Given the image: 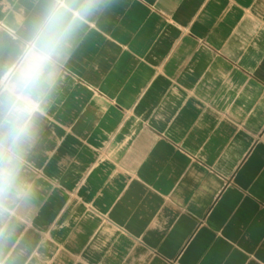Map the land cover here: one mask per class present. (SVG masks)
Returning a JSON list of instances; mask_svg holds the SVG:
<instances>
[{
  "label": "crops",
  "instance_id": "obj_1",
  "mask_svg": "<svg viewBox=\"0 0 264 264\" xmlns=\"http://www.w3.org/2000/svg\"><path fill=\"white\" fill-rule=\"evenodd\" d=\"M53 11L0 264H264V0H0V105Z\"/></svg>",
  "mask_w": 264,
  "mask_h": 264
},
{
  "label": "clouds",
  "instance_id": "obj_2",
  "mask_svg": "<svg viewBox=\"0 0 264 264\" xmlns=\"http://www.w3.org/2000/svg\"><path fill=\"white\" fill-rule=\"evenodd\" d=\"M71 39V25L53 11L37 30L34 48L21 65L15 82L0 105V186H11L16 177L19 151L30 134L29 116L34 105L31 93L51 84L54 60L62 56Z\"/></svg>",
  "mask_w": 264,
  "mask_h": 264
}]
</instances>
